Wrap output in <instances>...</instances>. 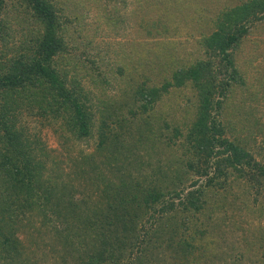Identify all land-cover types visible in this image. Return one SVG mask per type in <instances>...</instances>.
Here are the masks:
<instances>
[{
  "label": "trees",
  "instance_id": "obj_1",
  "mask_svg": "<svg viewBox=\"0 0 264 264\" xmlns=\"http://www.w3.org/2000/svg\"><path fill=\"white\" fill-rule=\"evenodd\" d=\"M117 3L0 0V262L29 264L26 226L42 264H264V73L249 84L256 57H234L264 0H135L145 37L190 13L210 27L203 58L155 41L114 66L95 40L118 31ZM22 112L93 149L62 168Z\"/></svg>",
  "mask_w": 264,
  "mask_h": 264
},
{
  "label": "rangeland",
  "instance_id": "obj_2",
  "mask_svg": "<svg viewBox=\"0 0 264 264\" xmlns=\"http://www.w3.org/2000/svg\"><path fill=\"white\" fill-rule=\"evenodd\" d=\"M125 4L117 3L114 8H112V5L108 6L107 9L113 10L116 9V12H118L119 19L123 20L117 28V32L114 33L110 28L104 27L103 33H107L105 35H108L104 37L103 39L97 38L95 40L96 43L101 41L102 45L101 48L106 51V58L107 63L109 65H116L120 62V60L123 59V55L128 54V56L131 54L132 48L133 50L139 49L141 50L144 47H152L153 43L155 41L158 42H174L175 50L178 48H182V51L184 54H187L189 56H195L199 53L200 57L203 58L202 52L203 49L198 44V40L200 39L201 34L206 33L207 30L210 29L206 27L204 22H197L195 24L189 23V18L192 16V13L187 15V19H185L183 22L179 19L176 23L179 24L178 31L175 33V36H167L166 38H150L145 37L143 32H141V28L138 26V19H136L137 24L134 25L133 22V16L130 18V13L133 10V5L135 0H124ZM205 5V4H204ZM205 7H208L205 5ZM207 15V14H206ZM86 23L92 24L90 28H92L95 24V21L92 19V15L88 12L86 14ZM211 17V13H210ZM93 22V23H92ZM199 23V24H198ZM264 24L263 22H257L252 30L245 36L241 43V49L237 48L235 53V59L236 61H243L244 57H252L255 56L256 60L251 61L250 63H247L245 65H242L243 69L249 71L245 72L247 76V81L249 84L253 85L256 83L255 77H261V74L264 73V69H262L261 66L264 65V30L261 31V26ZM187 28L188 32L183 30ZM201 28H204L200 30ZM202 31V32H201ZM201 32V34H199ZM183 33V34H182ZM200 48L201 51H198ZM134 56V55H133ZM138 57L134 58V62L136 61ZM192 58V57H189ZM107 65V64H106ZM108 66V65H107ZM113 84V85H112ZM112 84L110 83L108 93L112 94L113 90L117 88V83L113 80ZM254 88V87H253ZM96 91V90H94ZM257 115H260L262 117V120L264 121V103L261 104V102L258 103V106L256 107ZM256 115V117H257ZM21 121L19 120L20 125L23 127H26L25 132L28 133L30 136H33V138H36L38 140V144L40 143L48 152L51 157H53L56 160V163L60 162V166L62 168H66V162L67 160V154L70 156L76 155L80 151H91L93 149V143L92 140L88 141H65L63 137H61V133H55L54 128H56L55 125H52L49 123V119H43L38 117H30V119L27 117L25 112H22V114L19 116ZM18 118V119H19ZM24 119L26 121H24ZM34 120V121H32ZM22 121L28 123L26 126ZM236 128V133H237ZM243 131L241 133H237L242 138L246 137V132ZM257 139H261V136H257ZM256 222H253L252 224H255ZM38 225L36 222L35 226ZM249 226V225H247ZM254 227V226H252ZM251 226L249 227V232L253 231V228ZM256 227V226H255ZM261 227L264 228V222L261 223ZM23 230L20 231V242L24 248V250L21 253V258L28 259L29 264H32L34 261L36 264H42L41 261L44 260V258H39L40 252L37 251V244H34L33 241L36 239V234H34V230H27L26 226L22 228ZM242 229L245 231V226L242 227ZM233 243V241H232ZM232 243H230L232 245ZM229 244V245H230ZM43 257V256H41ZM41 260V261H40ZM239 262H236L234 264H238ZM0 264H6L5 262H0ZM51 264V262H49ZM218 264V263H216ZM225 264V263H224ZM227 264H232L229 260H227ZM240 264H249L247 260H243Z\"/></svg>",
  "mask_w": 264,
  "mask_h": 264
}]
</instances>
